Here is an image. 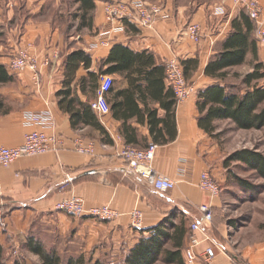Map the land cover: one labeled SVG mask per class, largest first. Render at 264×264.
<instances>
[{"label":"crops","instance_id":"crops-1","mask_svg":"<svg viewBox=\"0 0 264 264\" xmlns=\"http://www.w3.org/2000/svg\"><path fill=\"white\" fill-rule=\"evenodd\" d=\"M107 1L94 0L90 28L71 31L52 22L30 19L16 36L18 31H12V38L3 47L5 51L0 49V64L10 76V80L0 83V146H17L27 131L41 129L37 125H24L26 112L48 111L53 124L44 130L55 133L60 139L55 150L24 156L8 166H0V210L5 220V227H0V244L5 251L6 264L13 260L9 262L12 249L16 245L20 247L29 236L39 239L45 249L50 250L35 235L34 232L40 230L43 234L57 232L61 237L80 241L84 250L91 247L96 253L112 256V263L120 262L140 237L148 234V229L170 213H173V221L186 217L190 233V224L200 216V204L210 205L212 214L220 208L219 196L214 197L198 186L203 171H208L217 184L224 181L227 174L223 165L225 158L219 159L216 144L209 142L212 136L198 127L196 100L200 90L217 82L223 84L204 75V68L209 59L222 50L224 40L232 31V19L239 17L242 11L233 0L205 1L191 11L184 6L176 8L169 2L155 5L144 0L156 9L152 27L145 28L107 19L104 11ZM260 2L264 19V0ZM190 22H197L203 28L199 42L187 35L185 27ZM251 35L255 39L253 32ZM116 44L133 52L150 54L154 66L162 68L161 73L154 71L149 75V89L144 69L105 73L113 78V91L107 95L109 112L98 114L90 108L104 131L86 123L74 128L70 113L58 103L63 93H57L68 87V98L89 106L99 84L98 69ZM256 45L257 58L264 63V45L257 42ZM21 47L37 57L36 75L27 67L18 71L6 67L11 54ZM77 49L89 56L91 64L88 68L80 64L73 77L66 76V59ZM173 56L179 60L194 57L199 60L197 70L188 80L194 91L182 101L176 100L165 79L164 62ZM250 58L253 60L248 53L245 63ZM46 59H49L48 65L44 64ZM90 72L96 73L94 86L90 85ZM126 89L127 100L125 95L117 93ZM171 98L173 106L169 104ZM114 103L117 104L115 115L111 109ZM151 111L155 112V119L161 121L158 127L165 126L162 135L168 140L165 144H156L152 165L157 173L175 181V187L163 193L131 172L119 154L125 145L144 148L153 142L148 117ZM172 119L176 135L169 139ZM126 135L131 144L125 143ZM78 141L91 150L77 151ZM67 174L72 180H67ZM72 195L81 197L86 206L109 205L119 215L112 220H100L55 209L59 201ZM135 208L143 214L139 229L130 224L129 212ZM209 229L210 225L206 234L198 235L200 243L193 248L194 264H264V242L242 249L232 258L219 236ZM217 230L222 235V231ZM187 242L188 237L182 247L184 264L183 250ZM207 245H212L214 250L210 261L203 259Z\"/></svg>","mask_w":264,"mask_h":264},{"label":"trees","instance_id":"trees-1","mask_svg":"<svg viewBox=\"0 0 264 264\" xmlns=\"http://www.w3.org/2000/svg\"><path fill=\"white\" fill-rule=\"evenodd\" d=\"M75 2L78 5L80 19L77 28H90L92 25L91 11L95 7L94 0H75ZM231 27L232 31L224 40L222 50L210 58L204 68V75L222 81L223 84L217 82L200 90L196 100L198 127L214 137L217 136V124L220 121H230L233 127L238 130H260L264 127V85L262 84L264 65L257 58L256 41L251 35L254 24L248 15L242 12L239 17L232 19ZM248 53L252 54L253 62L251 70L241 75L240 83L242 87L227 82L230 70L235 66L244 64ZM80 64L88 68L91 60L82 49H77L72 51L66 59V76L73 77ZM180 64L183 75L188 81L197 70L199 60L197 57L187 58L180 60ZM103 66L106 67L103 69ZM143 69L146 72L149 89L151 86L149 75L154 71L161 73L162 68L154 66L150 54L133 52L125 46L116 44L111 48L108 57L102 62L98 72L101 74H122L125 71L130 73L133 70L141 72ZM95 75L96 73H89L91 86H94L93 79ZM8 80H10V76L7 74L5 67L0 64V83ZM112 91L113 88L111 87L107 95ZM61 93H63V97L59 99L58 103L61 108L70 113L74 128H78L79 123H86L104 131L96 115L87 104L75 102V98H68L70 94L68 87L60 90L57 94ZM117 93L125 95L124 99H129L127 89ZM76 104L78 107L73 108ZM169 104L173 106V98L170 99ZM116 106L115 103L111 104L114 115ZM148 117L152 143H167L168 140L162 135L165 126L158 127L161 121L155 119V112H149ZM175 135L176 126L174 119H172L169 139H173ZM125 143H132L127 135ZM231 162H240L264 177V156L253 149L242 148L225 157L223 165L227 170ZM172 215L173 213H170L163 221L148 229V234L140 237L120 262H111L110 264H155L158 260H162L165 264H184L182 247L189 234L188 220L186 217L181 216L177 221H173ZM20 247L37 256L39 264H101L99 260L92 262L90 258L87 259L82 253L64 259L58 250L45 249L42 242L33 236H29ZM4 252V248L0 244V264H6Z\"/></svg>","mask_w":264,"mask_h":264},{"label":"built area","instance_id":"built-area-1","mask_svg":"<svg viewBox=\"0 0 264 264\" xmlns=\"http://www.w3.org/2000/svg\"><path fill=\"white\" fill-rule=\"evenodd\" d=\"M234 5L248 15L254 24V36L256 42L264 45V19L262 18V5L260 0H233ZM155 7L148 5L144 0L120 1L112 0L104 4V11L107 19L127 21L138 27L151 28L154 20ZM221 12V11H220ZM187 35L194 42H199L203 32L201 25L197 22H190L185 27ZM49 59L44 61L48 65ZM6 67L11 71H18L24 67L29 68L35 75L38 73L37 57L27 48L21 47L11 54ZM165 79L168 86L173 91L177 101H182L188 97L194 87L189 83L182 71L180 60L173 56L164 62ZM113 84L111 75L101 74L99 84L95 91V99L89 103L90 108L98 114H107L109 105L107 102V92ZM51 114L48 111L26 112L23 114L25 126L37 125L41 129L27 131L23 136L21 144L13 147L0 146V166H8L16 159L24 156H33L46 153L58 148L60 139L55 133H47L44 129L52 127ZM76 150L79 152H89L90 146H83L79 141L76 143ZM156 144L150 142L144 148L125 145L120 156L125 161L131 172L148 183L156 191L163 193L175 187V181L168 176L156 172L152 165ZM67 180L72 177L67 174ZM198 186L214 197L220 195L219 186L214 177L208 172L200 174ZM55 209L66 212L74 216H88L100 220H112L119 213L109 205L86 206L81 197L72 195L67 199L59 201ZM200 216L190 224V233L187 245L184 247L183 254L185 264H194L196 255L193 248L200 243L198 235L206 234V228L211 224L212 207L208 204L198 206ZM130 224L134 228H141L143 224L142 212L135 208L129 212ZM3 215L0 211V225ZM214 253L212 245H207L204 249L203 259L210 261Z\"/></svg>","mask_w":264,"mask_h":264},{"label":"rangeland","instance_id":"rangeland-1","mask_svg":"<svg viewBox=\"0 0 264 264\" xmlns=\"http://www.w3.org/2000/svg\"><path fill=\"white\" fill-rule=\"evenodd\" d=\"M147 1L155 5L169 2L176 8L184 6L188 11L197 8L202 2H213L212 0ZM77 6L75 0H0V49L12 38L10 37L12 31H18L14 34L16 36L22 30V25L30 19L52 22L71 31L81 30L77 28L80 20ZM252 62L250 58L244 65L232 68L227 76V82L242 87L241 75L251 70ZM216 135L212 136L209 142L216 144L219 159L242 148L253 149L264 156V127L260 130H238L226 120L217 124ZM228 170L225 171L227 178L218 183L220 208L212 214L209 232L211 230L213 234L219 236L227 252L232 254L230 257L234 258L238 251L250 249L254 247L253 245L264 242V177L240 162H231ZM0 227H5L4 218ZM217 229L222 231V235ZM34 233L45 242L47 248L62 250L61 255L64 259L82 253L92 262L99 260L101 264L111 263L112 256H108V253L100 251L96 253L91 247L84 250L80 241L61 237L57 232L47 235L40 230ZM17 246L9 254V262L13 259V264H39L37 256ZM155 264L165 263L158 260Z\"/></svg>","mask_w":264,"mask_h":264}]
</instances>
